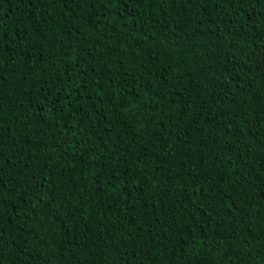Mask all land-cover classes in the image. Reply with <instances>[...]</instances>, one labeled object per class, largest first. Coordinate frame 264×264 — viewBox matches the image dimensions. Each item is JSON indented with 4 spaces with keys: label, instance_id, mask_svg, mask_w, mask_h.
Returning <instances> with one entry per match:
<instances>
[{
    "label": "trees",
    "instance_id": "trees-1",
    "mask_svg": "<svg viewBox=\"0 0 264 264\" xmlns=\"http://www.w3.org/2000/svg\"><path fill=\"white\" fill-rule=\"evenodd\" d=\"M0 16V264H264V0Z\"/></svg>",
    "mask_w": 264,
    "mask_h": 264
},
{
    "label": "snow or ice",
    "instance_id": "snow-or-ice-1",
    "mask_svg": "<svg viewBox=\"0 0 264 264\" xmlns=\"http://www.w3.org/2000/svg\"><path fill=\"white\" fill-rule=\"evenodd\" d=\"M20 2L24 3V4H31V3H33V0H20ZM70 2H75V0H70ZM3 27H4V18L2 16H0V45L3 44L4 38H5L4 31L2 30ZM77 87H79V86H77ZM49 95H50V93H49ZM70 95H71V92L68 93V96H70ZM68 96H66L65 99H67Z\"/></svg>",
    "mask_w": 264,
    "mask_h": 264
}]
</instances>
